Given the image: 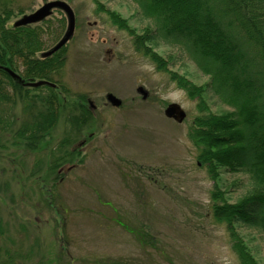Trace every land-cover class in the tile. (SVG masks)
<instances>
[{
    "label": "rangeland",
    "instance_id": "374dc122",
    "mask_svg": "<svg viewBox=\"0 0 264 264\" xmlns=\"http://www.w3.org/2000/svg\"><path fill=\"white\" fill-rule=\"evenodd\" d=\"M11 1L8 25L50 0ZM63 1L74 12L75 27L64 46L62 80L69 92L58 94L56 121L34 151L24 150L22 140L15 143L8 129L3 132L7 140L0 138V263L8 249L23 253L15 256V264H241L226 225L214 219L211 207L246 195L249 176L220 168L212 177L188 136L194 117L205 112L202 105L214 114L232 107L211 92L189 96L170 72L194 86L208 76L183 51L160 40L146 42L167 63L165 70L158 68L100 8L117 12L141 33L149 21L137 15L131 0ZM62 19L56 37L43 30L50 26L55 32ZM67 23L66 15L53 9L44 21L30 25L42 26L46 41L37 56L63 36ZM139 85L147 98L136 91ZM38 94L47 95L45 89ZM172 102L186 112L182 122L164 115ZM5 104L1 110L10 108L13 128L28 117L15 93ZM81 105L90 115L74 132L69 119L81 117ZM65 138L67 144L61 142ZM73 145L80 155L62 162L58 174L51 172V154ZM215 192L222 197L214 198ZM146 231L153 245L137 240ZM238 231L264 264L262 234L247 226Z\"/></svg>",
    "mask_w": 264,
    "mask_h": 264
},
{
    "label": "trees",
    "instance_id": "16d2710c",
    "mask_svg": "<svg viewBox=\"0 0 264 264\" xmlns=\"http://www.w3.org/2000/svg\"><path fill=\"white\" fill-rule=\"evenodd\" d=\"M131 1L136 5L137 15L149 21L141 33L117 12L102 5L100 8L105 9L113 24L133 37L136 49L158 68L165 70L167 63L146 42L160 40L183 51L208 76L204 84L194 86L184 76L170 72L189 96L201 97L204 92H211L232 107L230 111L214 114L202 105L205 112L194 117L188 136L199 150L198 160L207 166L212 177L217 176L220 168L248 174L251 190L246 195L236 202H214L211 210L214 219L226 225L232 249L241 264H260L246 247L238 227L254 228L264 239V0ZM12 4L11 0H0V138L7 140L3 132L8 129L15 143L22 140L24 150L34 151L39 139L56 121L59 92H69L62 80L65 47L45 57L36 55L46 44L41 39L42 31L48 30L50 37H56V29H61L64 21L59 20L60 24L54 26L55 32L50 26L43 30L38 25L13 27L7 24L13 14ZM6 67L20 79L13 78L5 71ZM35 80L54 85L24 83ZM43 89L46 96L35 95ZM13 93L29 112L16 128H13L15 121L7 119L13 116L9 114L10 108L1 110L12 100ZM81 111V117L69 119L74 132L80 131V125L90 115L83 105ZM68 141L65 138L61 142ZM83 141L86 143L85 138ZM78 148L64 146L59 154L52 153L49 170L58 174L62 162L80 155ZM213 197L221 198V192H215ZM116 223L130 229L118 219ZM136 238L141 244H154L149 231L146 236ZM5 253L6 258L0 264H15V256L23 255L18 250L8 253L6 249Z\"/></svg>",
    "mask_w": 264,
    "mask_h": 264
},
{
    "label": "water",
    "instance_id": "95a60500",
    "mask_svg": "<svg viewBox=\"0 0 264 264\" xmlns=\"http://www.w3.org/2000/svg\"><path fill=\"white\" fill-rule=\"evenodd\" d=\"M53 8H60L62 11L65 12L68 23H67V28L65 30V33L63 36L56 42V44L53 45L52 48L49 50L45 51L43 53V56H48L52 54L53 52L57 51L60 49L62 46L66 44L68 39L72 36L73 31H74V24H75V19H74V12L70 5L66 3L63 0H51L43 3L39 8H37L35 11L29 13V14H24L21 16L19 19H17L14 22V25H25V24H30V23H36L47 16H49L52 13ZM5 71H7L13 78L19 79V76L13 72L10 68H5ZM41 83H50L44 80H39L36 82L30 83L32 86H37L40 85ZM52 84V83H50ZM136 91L141 94V97L143 99L147 98L148 96V91L144 89L142 85H139L136 87ZM107 98L114 103L115 105H120V99L115 97L113 94L108 93ZM164 115L168 118H172L177 122H182L183 119L186 116V112L178 103H168L165 108H164Z\"/></svg>",
    "mask_w": 264,
    "mask_h": 264
}]
</instances>
